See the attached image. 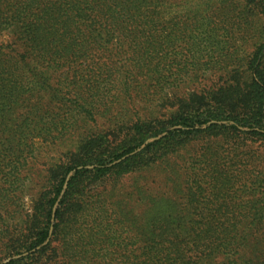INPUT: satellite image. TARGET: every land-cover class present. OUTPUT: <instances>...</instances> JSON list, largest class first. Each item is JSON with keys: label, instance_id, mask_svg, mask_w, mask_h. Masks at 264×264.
<instances>
[{"label": "trees", "instance_id": "obj_1", "mask_svg": "<svg viewBox=\"0 0 264 264\" xmlns=\"http://www.w3.org/2000/svg\"><path fill=\"white\" fill-rule=\"evenodd\" d=\"M206 1L210 5L204 10L207 12L197 8L175 17L170 16L169 10L177 3L186 5L187 0H0L1 149H16L33 134L54 142L56 132L68 129L78 113L94 119L101 109L114 104L118 105V112L124 97L134 92L136 74L159 79L175 77L179 72H159L161 58L168 59L160 54H172L170 48L190 37L193 28L205 18L216 19L205 31L208 41L228 37L229 30L221 26V17L233 20L243 13L241 17L250 29L256 30L250 16L256 15L257 8L264 20V0ZM234 5L239 9L237 15L232 14ZM236 23L233 21L232 25ZM259 31L252 55L240 65L244 66L242 71L230 70V81L217 88L203 87L202 92L184 101L182 110L169 120L139 118L133 128L137 138L109 155L96 153L98 137L85 141L82 145L92 144L91 147L53 185L47 224L29 233L23 251H15L28 254L6 264H47L43 261L52 244L51 239L46 242L52 224L55 232L61 227V216L69 208V192L74 181L85 174L100 179L121 166V176L141 173L157 164L169 169L173 166L169 156L179 151V142L205 133H242L264 142V21ZM195 47L192 39L188 52H193L197 65L200 58L195 57L199 54L193 51ZM123 54H133L132 65L138 72L117 68L118 57ZM217 59L220 61L216 65H231V60L222 56ZM200 65L203 64L197 67ZM69 102L75 107L71 106L67 114ZM18 120L20 125H13ZM28 120L34 123L33 127L24 126ZM60 123L64 125L59 130ZM164 132L165 136L141 148L149 137ZM87 164L94 168L77 169ZM73 169L77 170L70 176L54 213L67 175ZM176 176L177 179L170 178L171 191L162 195L160 201L164 214L142 225L134 238L140 246L128 247L121 254V264H264V183L258 189L256 181L251 180L250 192L258 190L263 197L249 198L244 206L229 198L218 199L215 177L209 181L212 194L206 201L188 198L179 202L176 200H182L186 189L180 175ZM87 257L82 250H67L64 264H108L94 255L91 261ZM82 259L88 262L82 263Z\"/></svg>", "mask_w": 264, "mask_h": 264}, {"label": "rangeland", "instance_id": "obj_2", "mask_svg": "<svg viewBox=\"0 0 264 264\" xmlns=\"http://www.w3.org/2000/svg\"><path fill=\"white\" fill-rule=\"evenodd\" d=\"M187 1L186 5L177 3L170 9V16L176 17L181 12L197 8L204 11L210 6L206 0ZM232 7L235 8L232 14L237 15L239 9L235 5ZM256 11L262 14L257 8ZM258 12L252 18L250 16L251 22L258 27L256 30L250 29V24L241 17L243 13L234 16L233 20L225 21L221 17V26L229 30L228 37L218 36L213 41L205 38V31L216 19L205 18L199 27L193 28L190 37L170 48L172 54H160V57L166 55L168 59L161 58L159 72L167 75L179 72L178 75L159 79L158 76L148 78L136 74L134 92L132 96L124 97L118 112V105L114 104L107 110L101 109L94 119L78 113L73 124L67 125L68 129L56 132L54 142L47 141L42 135L35 138L33 134L27 140L23 139L24 144L16 149L0 147V264L28 254H16L15 251H23L25 247L22 246L29 240L30 232L47 224L53 185L75 165L76 158L91 147L92 144L82 145L85 141L98 137L100 143L96 153L109 155L137 138L133 128L139 118L169 120L182 110L184 101L196 92H202L203 87L217 88L230 81V70L242 71L244 66L240 65L252 55L254 44L260 38L259 28L264 20ZM233 21L237 23L232 25ZM192 39L196 41L193 51L199 53L195 57L198 56L199 63L203 64L198 67L199 63L194 64L193 52H188ZM221 56L231 60V65H216L215 62L220 61L217 58ZM133 58V54L118 57L117 68L138 72L133 66ZM197 73L199 77L195 78ZM69 103L67 114L71 106L75 107L73 102ZM13 125H20V121H13ZM63 125L60 123L59 130ZM24 126L33 127L34 123L28 120ZM166 134L149 137L141 148ZM214 134L205 133L189 141H180L179 151L169 156V163L173 164L169 169L157 164L147 171L121 176V166L114 168L105 178H95L93 174L77 178L69 192V208L61 216V227L55 232L52 224L46 241L51 239L52 244L43 262L64 264L66 251L79 249L89 255V261L94 255L103 259L102 263L121 264L124 261L121 254L128 247L140 246L134 238L142 225L146 226L152 217L164 214L160 201L162 195L171 191L172 176L177 179L176 175H180L182 187L186 189L181 194L182 200H176L179 202L188 198L206 201L212 194L209 185L212 177L217 181L218 199L229 198L242 202L241 206H244L249 198H262L258 190L250 192L249 189L252 188L251 180L256 181L258 189L264 183V142L247 138L242 133ZM84 166L94 168V165L87 164L77 169ZM77 169L68 173L54 213L68 188L70 176ZM87 259H82V263H87Z\"/></svg>", "mask_w": 264, "mask_h": 264}]
</instances>
